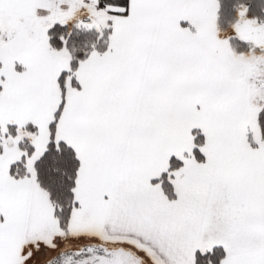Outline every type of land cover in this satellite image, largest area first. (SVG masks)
Wrapping results in <instances>:
<instances>
[{
  "label": "snow or ice",
  "instance_id": "obj_1",
  "mask_svg": "<svg viewBox=\"0 0 264 264\" xmlns=\"http://www.w3.org/2000/svg\"><path fill=\"white\" fill-rule=\"evenodd\" d=\"M0 264H264V0H0Z\"/></svg>",
  "mask_w": 264,
  "mask_h": 264
}]
</instances>
